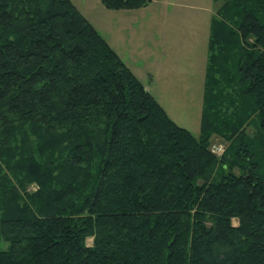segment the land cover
<instances>
[{"label":"trees","instance_id":"obj_1","mask_svg":"<svg viewBox=\"0 0 264 264\" xmlns=\"http://www.w3.org/2000/svg\"><path fill=\"white\" fill-rule=\"evenodd\" d=\"M222 1L197 138L72 0H0V264H264V0Z\"/></svg>","mask_w":264,"mask_h":264},{"label":"rangeland","instance_id":"obj_2","mask_svg":"<svg viewBox=\"0 0 264 264\" xmlns=\"http://www.w3.org/2000/svg\"><path fill=\"white\" fill-rule=\"evenodd\" d=\"M72 2L135 75L146 86L151 84L169 116L199 138L211 25L223 1L154 0L145 7L119 10L101 0ZM226 146L220 136L211 140L218 157ZM36 189L35 183L29 186V191ZM233 221L238 224L237 218ZM86 242L92 245L93 237Z\"/></svg>","mask_w":264,"mask_h":264},{"label":"crops","instance_id":"obj_3","mask_svg":"<svg viewBox=\"0 0 264 264\" xmlns=\"http://www.w3.org/2000/svg\"><path fill=\"white\" fill-rule=\"evenodd\" d=\"M207 69V68H206ZM146 87H148V89L151 91V84H149L148 86H146Z\"/></svg>","mask_w":264,"mask_h":264},{"label":"water","instance_id":"obj_4","mask_svg":"<svg viewBox=\"0 0 264 264\" xmlns=\"http://www.w3.org/2000/svg\"><path fill=\"white\" fill-rule=\"evenodd\" d=\"M147 88V90H148V87H146Z\"/></svg>","mask_w":264,"mask_h":264},{"label":"built area","instance_id":"obj_5","mask_svg":"<svg viewBox=\"0 0 264 264\" xmlns=\"http://www.w3.org/2000/svg\"><path fill=\"white\" fill-rule=\"evenodd\" d=\"M214 152V151H213Z\"/></svg>","mask_w":264,"mask_h":264}]
</instances>
